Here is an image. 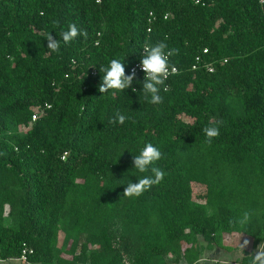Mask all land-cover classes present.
Instances as JSON below:
<instances>
[{"label":"trees","instance_id":"1","mask_svg":"<svg viewBox=\"0 0 264 264\" xmlns=\"http://www.w3.org/2000/svg\"><path fill=\"white\" fill-rule=\"evenodd\" d=\"M159 42L179 69L159 104L143 77L98 91L101 66L127 75ZM146 143L164 176L125 196L151 175L132 168ZM218 231L264 250V0H0V259L27 246L31 264H195Z\"/></svg>","mask_w":264,"mask_h":264},{"label":"clouds","instance_id":"2","mask_svg":"<svg viewBox=\"0 0 264 264\" xmlns=\"http://www.w3.org/2000/svg\"><path fill=\"white\" fill-rule=\"evenodd\" d=\"M78 35V30L75 25H69L66 31H62L61 39L64 43L74 40ZM47 48L55 52L59 49L60 41L54 39L51 34L46 37ZM164 42H159L155 45H148L143 48V54L140 57V68L143 72V81L141 83V90L149 103L159 104L161 96L159 95L160 87L164 84L165 79L171 67L168 57L173 55L175 50H168ZM175 71L174 68L171 69ZM99 72H103V77L98 86L100 93H106L109 90L124 91L132 87L135 73L125 74L124 64L119 59H111L107 66H101ZM132 88V91H135ZM126 116L120 112L115 113V121L123 123ZM204 134L208 138L218 135V128L215 126L206 127L203 129ZM161 152L158 147L151 143H146L139 154L133 156V167L139 173L149 172L151 175H143L136 179V182H129L124 188L123 194L125 196H138L143 191L147 190L150 186L159 183L164 173L152 165L159 160ZM253 264H264V252L258 251L254 256Z\"/></svg>","mask_w":264,"mask_h":264},{"label":"rangeland","instance_id":"3","mask_svg":"<svg viewBox=\"0 0 264 264\" xmlns=\"http://www.w3.org/2000/svg\"><path fill=\"white\" fill-rule=\"evenodd\" d=\"M193 188L195 198L204 201L205 185L194 183ZM60 237L62 239V235ZM215 237L216 239L211 245L202 236L199 237V243L203 246L201 247L203 256V261L200 260L202 261L201 264H238L236 261L242 263V259L247 253L253 251V254L256 255L258 251L264 252L263 244L253 248L250 237L243 233H221L218 231ZM178 264L186 263L180 262Z\"/></svg>","mask_w":264,"mask_h":264},{"label":"built area","instance_id":"4","mask_svg":"<svg viewBox=\"0 0 264 264\" xmlns=\"http://www.w3.org/2000/svg\"><path fill=\"white\" fill-rule=\"evenodd\" d=\"M195 1L197 3L201 2V0H195ZM204 51L206 52V49ZM168 59H169V57H168ZM199 60H200V57H197V61H199ZM170 65H171V67L169 69V73H168L167 78L165 80H169L172 75H174L175 73H177L179 71V69H178V67L176 65H173L171 63H170ZM196 67H197V64L193 65V68H196ZM172 68H174L175 71H172L171 70ZM210 70L213 71L214 70V67L211 66L210 67ZM132 72L135 73L134 79H136L138 77H143L144 76V74H143V72L141 71V68H140V61L135 62L134 64H132L129 67V73H132ZM39 114H40L39 110L34 111V113L32 115V119L33 120H36L38 118ZM30 253H32V250L29 249L27 246H25L24 249L22 250V254L19 257V260L22 261V262H25L27 264H31L29 262V254Z\"/></svg>","mask_w":264,"mask_h":264},{"label":"crops","instance_id":"5","mask_svg":"<svg viewBox=\"0 0 264 264\" xmlns=\"http://www.w3.org/2000/svg\"><path fill=\"white\" fill-rule=\"evenodd\" d=\"M203 259V256L200 258V260ZM199 260V261H200ZM203 261V260H202ZM202 261H200L199 263H196V264H201ZM236 263L238 264H243L239 261H236ZM0 264H20V260L18 258H14V259H7V260H4V259H0Z\"/></svg>","mask_w":264,"mask_h":264}]
</instances>
